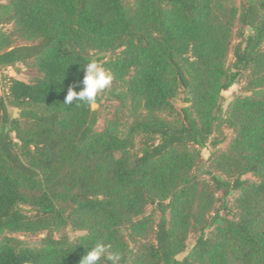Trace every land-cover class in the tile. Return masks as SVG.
I'll list each match as a JSON object with an SVG mask.
<instances>
[{
  "label": "trees",
  "instance_id": "obj_1",
  "mask_svg": "<svg viewBox=\"0 0 264 264\" xmlns=\"http://www.w3.org/2000/svg\"><path fill=\"white\" fill-rule=\"evenodd\" d=\"M263 44L264 0L1 4L0 72L38 75L0 95V264H79L97 241L118 264H264ZM93 60L114 75L95 105L118 102L101 128L100 109L64 104Z\"/></svg>",
  "mask_w": 264,
  "mask_h": 264
},
{
  "label": "rangeland",
  "instance_id": "obj_2",
  "mask_svg": "<svg viewBox=\"0 0 264 264\" xmlns=\"http://www.w3.org/2000/svg\"><path fill=\"white\" fill-rule=\"evenodd\" d=\"M237 4L240 3V0H234ZM8 0H0V5L1 4H5L7 3ZM238 42L237 37H234V41H233V46ZM264 47V44H263ZM233 48H231L230 54L228 56V60H227V65L231 66L233 61H234V57L232 54ZM12 70H8L9 73H11L12 75H14V77H17L19 79H22L24 81H31L33 78H35L38 75V71L37 69L30 63V64H17L16 66L12 67ZM245 84L241 81L237 82L236 84H234L229 90H226L223 92L224 95V101H223V106L224 108H226L228 106V104L230 103V101H232L234 99L235 96L237 95H244L247 94L248 92L245 91L244 89ZM187 97V91L186 90H182L177 97L174 99V103L175 106L178 109H181L182 107L186 106L187 103L185 101ZM94 107L97 109H100L101 111V119L99 122V128H101L104 124V119L105 117H110L113 112L117 109L118 107V102L111 99V100H104V104L103 106H99V105H94ZM9 112L11 115H17L18 113V109L16 107L13 106H9ZM164 116L168 119H173V117L164 114ZM125 130V128H123ZM224 134L226 135L227 140L219 145V149H224L227 146L228 141L230 140L231 136H232V131L230 129L224 128ZM213 147L208 144L206 146V148H204L202 150V157L204 160V168L203 171H205V169L208 168V161L210 159L211 153L213 151ZM204 177L208 178V176L205 174L203 175ZM246 177L249 178H253L252 175H247ZM254 179V178H253ZM217 196L219 198V200L216 203V207L221 206V203H223V198H222V192L221 191H217ZM236 196V193L233 192L226 200V202L228 203L229 209H232V202L234 200ZM222 213H224V211L222 210ZM64 233L68 234L71 238L77 237L81 234H83V231H78V230H74L71 227H67L64 230ZM16 237H20L28 242H30L31 244H35L38 243L41 238L45 235V233H36V234H23V233H16L13 234ZM195 235L193 233H191L189 239H188V244L192 245L195 242ZM185 254H181L179 257L182 258Z\"/></svg>",
  "mask_w": 264,
  "mask_h": 264
},
{
  "label": "clouds",
  "instance_id": "obj_3",
  "mask_svg": "<svg viewBox=\"0 0 264 264\" xmlns=\"http://www.w3.org/2000/svg\"><path fill=\"white\" fill-rule=\"evenodd\" d=\"M82 69L84 71V78L81 82L83 87L80 91L76 90V85L68 88L64 100L66 105H71L75 100L76 106L84 104L92 107L99 95L113 83L114 75L95 60L83 65ZM120 259L118 253H110V245L97 241L82 257L79 264H102L104 260L109 261L110 264H118Z\"/></svg>",
  "mask_w": 264,
  "mask_h": 264
},
{
  "label": "built area",
  "instance_id": "obj_4",
  "mask_svg": "<svg viewBox=\"0 0 264 264\" xmlns=\"http://www.w3.org/2000/svg\"><path fill=\"white\" fill-rule=\"evenodd\" d=\"M12 70V66L3 68L0 72V95L4 96L9 94V86L11 83V78L14 77L8 70Z\"/></svg>",
  "mask_w": 264,
  "mask_h": 264
}]
</instances>
